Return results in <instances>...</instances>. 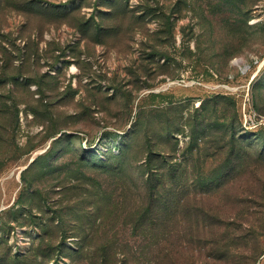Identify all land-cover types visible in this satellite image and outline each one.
Masks as SVG:
<instances>
[{
	"label": "rangeland",
	"instance_id": "obj_1",
	"mask_svg": "<svg viewBox=\"0 0 264 264\" xmlns=\"http://www.w3.org/2000/svg\"><path fill=\"white\" fill-rule=\"evenodd\" d=\"M212 232L264 264V0H0V264H211Z\"/></svg>",
	"mask_w": 264,
	"mask_h": 264
},
{
	"label": "trees",
	"instance_id": "obj_2",
	"mask_svg": "<svg viewBox=\"0 0 264 264\" xmlns=\"http://www.w3.org/2000/svg\"><path fill=\"white\" fill-rule=\"evenodd\" d=\"M204 107H205V105H204ZM133 132L135 135L138 134V131L135 130V127H134ZM232 139H234V138H232ZM230 144H231V140L229 141V143L228 142L225 143V145L223 146L222 149H225L227 146L229 147ZM236 148H237V146L233 145L232 149L227 153V157H226L227 162H224V164H223L224 167L226 166V170H228L227 169L228 164H231V157L236 154V151H237ZM120 151H121L120 155L123 152L125 153V150L123 148ZM120 158L123 159L122 156H120ZM36 161H37V159H35L32 162V164L35 163ZM218 185H220V182ZM181 202H182V197H180L176 192L172 194L170 200L168 201V203L175 204L176 206H178ZM174 213H177V210ZM206 216H208V221H209L210 226H214L216 224L221 226L225 222L224 219H222L221 217H218L215 214H209L208 213ZM211 235H213V237L209 240V243L211 244V246L213 248L211 249L210 257H211L212 261H214L211 264H227L229 249H228V244L225 241V238L223 236H220L219 233H216V232L215 233L212 232ZM221 243H224V245H221Z\"/></svg>",
	"mask_w": 264,
	"mask_h": 264
}]
</instances>
